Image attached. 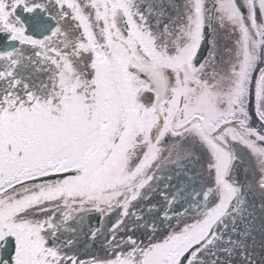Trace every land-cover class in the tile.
Segmentation results:
<instances>
[{
    "label": "snow or ice",
    "instance_id": "1",
    "mask_svg": "<svg viewBox=\"0 0 264 264\" xmlns=\"http://www.w3.org/2000/svg\"><path fill=\"white\" fill-rule=\"evenodd\" d=\"M0 264H264V0H0Z\"/></svg>",
    "mask_w": 264,
    "mask_h": 264
}]
</instances>
